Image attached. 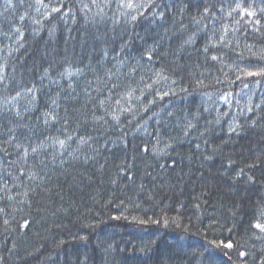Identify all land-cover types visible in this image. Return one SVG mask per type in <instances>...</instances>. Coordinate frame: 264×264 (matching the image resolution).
Masks as SVG:
<instances>
[{
  "label": "trees",
  "instance_id": "trees-1",
  "mask_svg": "<svg viewBox=\"0 0 264 264\" xmlns=\"http://www.w3.org/2000/svg\"><path fill=\"white\" fill-rule=\"evenodd\" d=\"M0 264H264V0H0Z\"/></svg>",
  "mask_w": 264,
  "mask_h": 264
}]
</instances>
